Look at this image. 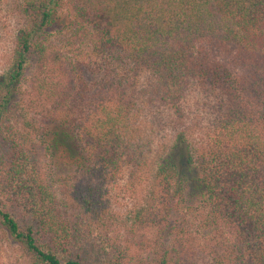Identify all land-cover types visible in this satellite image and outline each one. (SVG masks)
<instances>
[{
  "label": "trees",
  "instance_id": "trees-1",
  "mask_svg": "<svg viewBox=\"0 0 264 264\" xmlns=\"http://www.w3.org/2000/svg\"><path fill=\"white\" fill-rule=\"evenodd\" d=\"M19 11L0 75L6 241L29 264H194L177 215L191 212L214 235L210 264H264V0H23ZM198 88L216 99L200 134L183 106ZM125 173L146 182L147 201L127 232L157 231L133 243L105 191Z\"/></svg>",
  "mask_w": 264,
  "mask_h": 264
},
{
  "label": "rangeland",
  "instance_id": "rangeland-1",
  "mask_svg": "<svg viewBox=\"0 0 264 264\" xmlns=\"http://www.w3.org/2000/svg\"><path fill=\"white\" fill-rule=\"evenodd\" d=\"M22 1L23 0H0V75L10 64L14 36L23 20V15L19 11V6ZM67 16L68 13L64 11L63 17L67 18ZM183 106L191 124L197 125L196 129H198L199 126L206 130L213 127L216 116V99L213 95H208L207 92L201 88L195 89V91L187 96L183 102ZM146 123H148L147 120ZM147 125L148 124H146V126ZM198 130L196 131L200 134L201 130ZM160 141L159 143H161ZM154 145L156 144H153V146ZM145 185L146 182L144 181L141 184L137 181L131 183L125 173L117 176L116 181L107 185L105 188L107 192L106 197L109 201V208L118 219L119 225L115 228L122 242L127 238L133 243V241H138L144 236L150 238L157 233L156 228L150 226H146V228L143 229L140 228L135 238L127 232L133 223V211L139 205L145 206L147 203V201H145ZM177 215L179 217L178 223H181L193 236L195 244V251L192 255L193 263L210 264L212 260L210 245H214V241L212 240L214 235L211 233V230L204 228L202 224L199 223V216L196 214H191V212H189L185 214L184 217L180 213ZM118 227L120 230H118ZM227 237L228 235L225 234L221 237V240L226 242L228 240ZM172 240L173 238H171V241ZM131 249L133 251V248ZM134 251L140 252L138 248H134ZM0 264H29L24 253L15 245L7 242L1 232Z\"/></svg>",
  "mask_w": 264,
  "mask_h": 264
}]
</instances>
